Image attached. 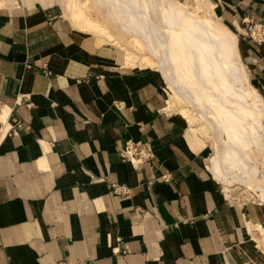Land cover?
Instances as JSON below:
<instances>
[{"label": "crops", "instance_id": "obj_1", "mask_svg": "<svg viewBox=\"0 0 264 264\" xmlns=\"http://www.w3.org/2000/svg\"><path fill=\"white\" fill-rule=\"evenodd\" d=\"M15 1L0 0V264H257L245 219L264 206L227 199L160 74ZM211 1L234 31L264 24V0ZM238 49L264 95V47ZM129 139L152 160H123Z\"/></svg>", "mask_w": 264, "mask_h": 264}, {"label": "bare ground", "instance_id": "obj_2", "mask_svg": "<svg viewBox=\"0 0 264 264\" xmlns=\"http://www.w3.org/2000/svg\"><path fill=\"white\" fill-rule=\"evenodd\" d=\"M30 1L23 0L31 6ZM38 2L43 8L54 4V0ZM58 2L71 26L106 35L116 45L119 37H112L114 33L107 30L109 26L113 24L129 34L132 42L139 44L147 54L142 58L143 68L155 67L162 74L169 93L177 100L173 99L183 103L184 117L197 120L211 138L214 151L210 169L217 180L225 185L240 182L226 174L224 165L246 166L249 154L245 155V149L251 144L264 148L261 138L249 130L250 124L257 126L264 118L263 107H260L263 100L254 87L248 86L250 83L246 84L248 77L239 60L236 36L210 15L213 5L209 0ZM93 8L102 12L108 27L103 20H98ZM127 55L126 51L125 65H129ZM244 150L245 154L241 153ZM250 176L239 180L246 188L258 191L260 201L264 202V181Z\"/></svg>", "mask_w": 264, "mask_h": 264}, {"label": "rangeland", "instance_id": "obj_3", "mask_svg": "<svg viewBox=\"0 0 264 264\" xmlns=\"http://www.w3.org/2000/svg\"><path fill=\"white\" fill-rule=\"evenodd\" d=\"M210 1L211 0H209V2ZM15 2H17L21 7H24L27 9H29V8L44 9L47 12H51L56 17L58 16L59 18L65 20L70 25V23L68 22V20L65 18L64 14H63L62 7L59 4L58 0H54V4H52L51 7H47V8H43L42 5L40 4V2H38V0H31L29 3L31 6H28V7L26 4H24L23 0H16ZM212 5L213 6L211 8L210 15L212 17H214L215 20H217V22L227 26L224 23V21L221 20L220 13L218 12L217 9H215L214 3ZM94 9L95 8H93V12L95 13V16L98 18V20L99 21L103 20L104 17L102 15V12L99 11L98 9L97 10L96 9L94 10ZM100 15L103 18H101ZM102 22L104 24H106V20L105 21L103 20ZM108 24H106L107 27L109 26ZM71 27L74 29L73 30L74 32L85 34V35L91 37L93 40L95 39V40H98L99 42H101L103 44L109 45L114 50L115 58L118 60L119 64L120 63L123 64V61H124L123 58L125 59V52L127 51V53H128L127 60H128L129 65L124 66V68H129L132 70L149 69L147 67L143 68V66H142L143 65L142 64V62H143L142 58H144L147 55L146 52L143 50V48L139 47L140 46L139 44L132 42L130 35L124 34V32L121 31V28L112 24L111 26H109L110 28L107 29L110 31V34H113V33L115 34V35L113 34V36L111 35L113 38L119 37V44L116 45V43L115 44L112 43V40H111L112 38H108V36H106V35H102V34L100 35V34H96L93 32H91V33L85 32V31L79 29L78 26H76V25L71 26ZM228 28L236 36V43H237V47L239 48L241 36L245 37L244 33H245L246 28L242 29L241 32L234 31L230 27H228ZM109 31H108V33H109ZM238 51L240 52V49H238ZM239 55H240L239 60H240L241 64L243 65L244 70L246 71L247 77H248L247 78L248 82L246 84L248 85L250 83L251 85L249 84L248 86L254 87L256 89V91L259 93L260 97L263 100L262 103L260 102V107H263L262 109L264 111V106H263L264 105V95L261 91L258 90V88L253 84V82H251V80L249 78V72L241 60V54H239ZM151 69L156 70V72L160 74V76L162 77V81L164 83L163 84L164 85V90H163L164 91V106H165L164 110L166 112L174 115V116L180 117L186 124L189 125V127L191 128V131H193L198 136V141H199V144L201 146V150L203 152V156L205 158V161L207 163L206 166H208V162H209V166H210V157L213 155V151H214L213 150V142L211 141V138L208 136V134L202 128H200L197 120H193L190 116H188L189 118L187 116H186L187 118L184 117L185 116L184 112L181 109L183 103L177 102L176 101L177 99L169 93V90L167 89V85L165 83V80H164L162 74L160 72H158V70L155 67H151ZM246 84H245V86H246ZM169 96H170V98H169ZM173 98H175L176 100ZM179 107H180V109H179ZM260 123L257 126H253V124H250L249 130H250V133L257 136L259 139L261 138L260 142L262 141L264 144V118H262L260 120ZM256 146H258V147H256ZM260 147L261 146H259V145L251 144L249 147H247V149H245L246 154H245V150H244V152L243 151L241 152L245 155H247V153L249 154V155H247L246 160H247V163H249L248 165H249L250 169H248V165H246V166L243 165V167L242 166L239 167L236 165L237 167L234 166V168L232 167L233 165H230L231 167L224 165L226 174L232 175L229 177L235 178L238 181H240L239 182L240 185L238 182L235 183L237 185H235L234 183H232L231 185H225L221 182L223 184V186L218 183L220 188L224 191L225 196L227 197L228 200H230L232 202H237L240 205L244 201L249 202V203L252 202L254 204H258V202H259V203H261L260 204L261 206H264V202L262 200L260 201V199L258 197V191H256L257 192L256 193V192H254L253 189L246 188L244 183L241 182V180L244 178L245 179L248 177L250 178L251 177L250 175H253L254 177L264 181V148L263 147L260 148ZM258 149H260V150H258ZM237 168L238 169L240 168V169L236 170ZM244 169H246V170H244ZM249 170H250V172H249ZM239 171H241V172L239 173ZM241 173H242V175H241ZM242 176H244V177H242ZM241 177H242V179H241ZM239 179H241V180H239ZM226 186H229V187H226ZM259 193H260V191H259ZM244 231H245V237L253 240V244L256 246V247H254V249L256 250V255L259 256V258L257 257V259H259L258 261H256L257 264H264V220H262L261 224L257 223L256 226H252L250 221L248 220V218H246Z\"/></svg>", "mask_w": 264, "mask_h": 264}, {"label": "built area", "instance_id": "obj_4", "mask_svg": "<svg viewBox=\"0 0 264 264\" xmlns=\"http://www.w3.org/2000/svg\"><path fill=\"white\" fill-rule=\"evenodd\" d=\"M245 37L251 42L257 43L264 47V24L260 22H253L250 19H245ZM123 160L133 162L137 167L152 160L154 151L148 140H126L125 145L120 152ZM161 178L168 182L171 179V174L165 172ZM114 192L118 194H127L128 190L124 186H114Z\"/></svg>", "mask_w": 264, "mask_h": 264}]
</instances>
